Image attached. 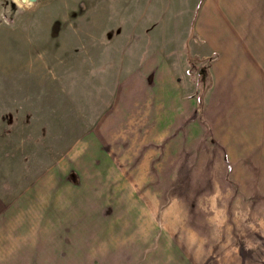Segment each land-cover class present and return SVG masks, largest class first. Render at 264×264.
<instances>
[{"label": "rangeland", "instance_id": "1", "mask_svg": "<svg viewBox=\"0 0 264 264\" xmlns=\"http://www.w3.org/2000/svg\"><path fill=\"white\" fill-rule=\"evenodd\" d=\"M145 58L148 0H0V197L14 207L0 232V264H139L145 247L155 250L148 236L186 233L178 227L194 212L193 201L201 204L195 211H216L220 222L224 210L210 209L208 193L190 192L191 160L88 167L97 162L85 152L103 131L126 158L154 140L158 130L140 129L157 124L148 119ZM201 66L191 64L200 94ZM146 147L153 156L162 152ZM178 147L163 151L175 158ZM209 154L201 146V185L208 183ZM220 162L213 161L218 169ZM148 217L169 219L150 226Z\"/></svg>", "mask_w": 264, "mask_h": 264}, {"label": "crops", "instance_id": "2", "mask_svg": "<svg viewBox=\"0 0 264 264\" xmlns=\"http://www.w3.org/2000/svg\"><path fill=\"white\" fill-rule=\"evenodd\" d=\"M146 63L148 119L157 124L145 123L140 129L158 130L150 135L154 140L146 142L138 156L126 158L123 149L109 147L103 131L101 139L91 140L93 152H85L89 161L97 162L89 169L109 160L112 167L119 160H191L196 184L190 192L208 193L210 209H223L224 216L220 222L213 216L216 211L202 216L195 211L201 204L193 201L194 212L178 227L186 233L148 236L155 250L145 247L139 264H264V0H148V58L143 68ZM192 63L203 64L198 74L204 93L195 84ZM189 122L193 128H188ZM169 144L180 146L177 157L163 151ZM148 145L150 150L161 146L162 152L153 156ZM205 145L210 150L209 179L201 185L195 166ZM219 160L220 169L213 163ZM180 170L178 166V176ZM1 200L2 233L14 207L3 206ZM168 219L148 217V225L161 226ZM218 224L224 226V238L219 239L223 246L217 243Z\"/></svg>", "mask_w": 264, "mask_h": 264}]
</instances>
